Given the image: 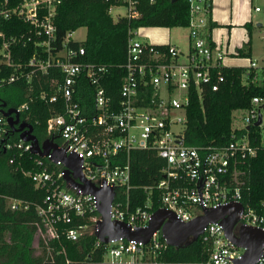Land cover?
<instances>
[{
    "label": "built area",
    "instance_id": "obj_1",
    "mask_svg": "<svg viewBox=\"0 0 264 264\" xmlns=\"http://www.w3.org/2000/svg\"><path fill=\"white\" fill-rule=\"evenodd\" d=\"M62 1L21 0L17 6L0 11V25L10 20L30 25V34L35 36L34 45L37 46L26 63L15 65L12 44L24 45L31 41V36L7 39L0 29V66L15 70L8 79L1 80L0 87L54 69L52 93L42 91L38 95L46 104L63 107L62 114L52 115L47 120V132L51 136L47 140L54 143L55 138L61 140L60 144L56 143L58 148L66 156L73 155L81 161V174L87 182L97 188L114 190L109 219L128 225L132 231L148 226L153 214L150 204L131 210L127 198L123 200L130 188L129 163L118 166L111 161H116L120 153L152 151L165 161L160 171L161 179L154 186L160 192L159 209L172 212L175 219L184 224L201 216L203 210L239 204L243 212L234 228L235 235L238 237V229L242 226L264 233V212L244 206L242 196L248 161L258 153L264 154V67L250 61L249 67L244 68L243 83L255 84L261 94L250 99L246 110L233 113L230 142L221 147L202 148L187 147L182 142L190 90L201 92L208 87L216 92L225 82L219 72L224 54L211 46L206 32L211 0H184L189 12L188 48L185 52L174 45L143 43L136 38L137 30L129 32L123 65L125 76L120 91L122 100L117 108L111 107L100 88L107 69L84 62L85 51L81 46L69 47L70 43H81L73 38L74 32L57 41L53 17ZM114 1L122 3L111 6L109 13L115 7H124V17L138 16L135 1ZM254 11L260 13L262 9L255 7ZM82 76L96 88L95 113L90 117L74 100L76 83ZM147 86L154 90L150 103L137 106L138 90ZM27 109L28 104H24L15 111L20 115ZM174 127L180 130L174 132ZM8 131L6 118L0 112V143H4ZM3 147L5 150L16 148L20 157L22 151L31 154V145L20 139L18 143L4 144ZM34 156L33 163L38 171L23 173L36 188L47 192L44 207L37 211L41 223L38 233L43 234L44 240H59L60 228L81 220L84 224L78 222L75 228L62 232L64 238L74 242L87 233L95 237L97 224L101 221L96 197L84 194L79 188H70L64 178L66 168L61 162H54L51 156ZM69 176L80 183L71 172ZM122 188L125 189L121 191ZM10 205L12 210L18 208L16 201H11ZM159 235L160 232L155 233L147 244L123 238L111 241L105 244V262L156 264L147 262L148 256H156L168 246ZM198 239L210 247L206 264H235L245 252L227 239L219 222L207 225ZM100 244L96 239V245ZM255 264H264V245Z\"/></svg>",
    "mask_w": 264,
    "mask_h": 264
},
{
    "label": "trees",
    "instance_id": "obj_2",
    "mask_svg": "<svg viewBox=\"0 0 264 264\" xmlns=\"http://www.w3.org/2000/svg\"><path fill=\"white\" fill-rule=\"evenodd\" d=\"M138 16L132 19L118 17L113 19L109 8L120 5L114 0H63L57 6L53 17L55 37L58 42L70 32L86 30V38L81 43H70L69 47L84 48V62L105 67L100 88L112 108H117L122 100L121 86L125 76L123 65L126 61L127 44L130 31L140 28H188L189 12L184 0H133ZM21 0H0V11L17 6ZM248 40L236 51V56L249 58L251 55L250 30ZM0 29L7 39L31 36V41L12 44L13 64H24L34 54L35 36L30 34L31 26L19 21L3 22ZM1 43V42H0ZM213 46V45H211ZM42 51V49H41ZM44 53V52H43ZM220 74L225 82L220 89L212 92L208 87L201 92L191 89L189 105L186 108V121L183 131V145L187 147H221L231 140L233 113L248 108L250 99L261 94L255 84H244V68L221 67ZM15 73L13 68L0 66V82ZM54 69L47 74L34 73L30 78H20L0 87V103L8 108H18L28 104V109L19 118L30 124L33 135L39 143L51 138L47 132V120L63 113L58 104H46L38 97L46 91L52 93ZM96 88L83 76L77 80L74 100L89 117L95 113L94 93ZM135 99L137 106L150 103L154 90L151 86L140 88ZM19 134L8 131L4 143H0V264H109L106 263V245H96V238L85 234L77 241L64 238L65 229L75 228L80 222L59 229V240H40L39 254H34L33 239L41 228L38 209L44 207L46 190L36 188L24 172L38 171L33 159L36 156L23 152L19 156L16 148L4 149V144H15ZM57 144L61 143L55 138ZM112 160L113 165L130 166V188L123 196L131 210L150 204V212L160 208V192L154 189L161 179V169L165 161L152 151H132L129 155L120 153ZM113 159V158H112ZM13 160V163H10ZM247 176L242 191L243 205L264 212V154L258 153L247 163ZM150 188L151 190H147ZM125 188H122L123 191ZM11 201L18 203L16 210L11 209ZM96 215V213L94 214ZM162 241L161 235H159ZM210 252L209 245L198 239L189 245L169 247L158 255L148 256L147 262L156 264H206ZM146 260V259H145ZM134 264H143L134 263ZM149 264V263H145Z\"/></svg>",
    "mask_w": 264,
    "mask_h": 264
},
{
    "label": "water",
    "instance_id": "obj_3",
    "mask_svg": "<svg viewBox=\"0 0 264 264\" xmlns=\"http://www.w3.org/2000/svg\"><path fill=\"white\" fill-rule=\"evenodd\" d=\"M5 108L6 105L0 103V112L6 118L9 130L18 133L22 142L31 145L30 152L32 155L38 157L51 156L54 162H61L66 168L64 178L66 183L70 184V188H79L84 194L96 197L98 201L97 213L101 216V221L97 224L98 230L95 232V237L100 243L108 244L113 240L123 238L128 241L135 240L147 244L155 233L160 232L161 237L169 247L177 248L196 242L207 225L219 222L223 226L227 239L236 247L245 249L244 254L235 261V264H255L260 258L264 245V233L243 226L238 229V237L234 233V228L243 212V207L239 204H232L215 210H203L201 216L184 224L178 222L172 212L158 209L152 214L146 228L135 229L134 231L124 223L111 221L109 212L114 199V190L106 187L97 188L87 182L81 174V161L79 159L73 155L66 156L65 152L59 149L52 140L39 143L33 135L32 126L21 121L14 108L6 110ZM70 172L74 179H79L80 183H76L70 178Z\"/></svg>",
    "mask_w": 264,
    "mask_h": 264
},
{
    "label": "rangeland",
    "instance_id": "obj_4",
    "mask_svg": "<svg viewBox=\"0 0 264 264\" xmlns=\"http://www.w3.org/2000/svg\"><path fill=\"white\" fill-rule=\"evenodd\" d=\"M235 4L241 8V11L250 15L249 21L251 25L249 27L250 32V41H251V55L249 58H241L237 57L232 51H220L224 54L223 62L226 60H230L231 64L236 65L235 67L247 68L249 67L250 61L256 62L260 66H264V7L262 6V0H235ZM255 7H260L262 11L260 13H256L254 11ZM111 16L113 19H117L118 17H124L126 14V9L124 7H115L111 11ZM260 25V26H258ZM209 26L206 29L207 34ZM246 28H242V35L245 37V42L248 40V31ZM188 28H174V29H166V28H140L137 30L136 38L147 44L153 45V41H157L160 43L170 42L171 45H175L177 48L181 49L183 52L187 51L188 48ZM208 36V35H207ZM236 37L239 38V34L236 33ZM223 37V35L221 36ZM220 37V38H221ZM73 38L83 42L86 38V30L84 28L78 29L74 32ZM179 127H174L173 131H179ZM43 234L37 233L33 239V249L34 254H39V243L40 240H43Z\"/></svg>",
    "mask_w": 264,
    "mask_h": 264
},
{
    "label": "crops",
    "instance_id": "obj_5",
    "mask_svg": "<svg viewBox=\"0 0 264 264\" xmlns=\"http://www.w3.org/2000/svg\"><path fill=\"white\" fill-rule=\"evenodd\" d=\"M208 40L219 51H236L245 43L242 28L251 25L250 15H246L235 4V0H211L208 14ZM248 31V29H247ZM239 34V38L235 35ZM223 35V37H221ZM221 37V38H220ZM153 45H171L170 42L160 43L153 41ZM175 46V45H174ZM224 67H235L230 60L222 62ZM264 67V66H262ZM242 68V67H241Z\"/></svg>",
    "mask_w": 264,
    "mask_h": 264
}]
</instances>
